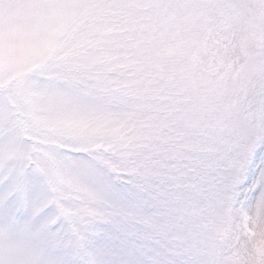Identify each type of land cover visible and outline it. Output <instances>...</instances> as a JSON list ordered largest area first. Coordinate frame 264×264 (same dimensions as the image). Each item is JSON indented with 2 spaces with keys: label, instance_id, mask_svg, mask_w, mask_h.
<instances>
[{
  "label": "snow or ice",
  "instance_id": "obj_1",
  "mask_svg": "<svg viewBox=\"0 0 264 264\" xmlns=\"http://www.w3.org/2000/svg\"><path fill=\"white\" fill-rule=\"evenodd\" d=\"M0 264H264V0H0Z\"/></svg>",
  "mask_w": 264,
  "mask_h": 264
}]
</instances>
